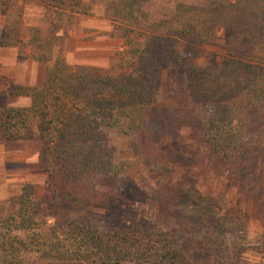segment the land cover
I'll return each instance as SVG.
<instances>
[{
    "label": "trees",
    "instance_id": "1",
    "mask_svg": "<svg viewBox=\"0 0 264 264\" xmlns=\"http://www.w3.org/2000/svg\"><path fill=\"white\" fill-rule=\"evenodd\" d=\"M155 0H115L107 7L115 32L125 40L121 73L71 67L62 54L44 51L40 35L30 40L33 59L46 64L42 86L0 87V140L7 146L42 142L38 168L46 174L47 203L108 212L118 191L111 180L127 170L110 155L105 131L126 129L137 137L144 168L158 186L155 200L170 205L175 224L213 251L209 264H245L228 254L226 239L246 230L242 210L192 191H170L171 167L148 128L161 102V71L172 73L173 99L190 113L205 167L228 184L261 189L264 167V0H204L176 3L170 15L152 19ZM56 14H87L86 0H42ZM10 3L0 0V12ZM225 32L226 55L213 68L189 63L182 46H204ZM18 28L4 32L0 48L17 47ZM26 99L14 106L11 99ZM174 199L179 206L173 205ZM264 245V240L262 241ZM239 257V256H238ZM0 264H194L175 235L140 227L105 229L99 222L43 219L35 188L0 204Z\"/></svg>",
    "mask_w": 264,
    "mask_h": 264
},
{
    "label": "rangeland",
    "instance_id": "2",
    "mask_svg": "<svg viewBox=\"0 0 264 264\" xmlns=\"http://www.w3.org/2000/svg\"><path fill=\"white\" fill-rule=\"evenodd\" d=\"M10 3L0 12V38L4 32L18 28L13 36L17 47L0 48V87L8 84L40 87L46 78V64L32 58L29 46L35 35H40L44 51L62 54L68 64L88 67L95 72L118 75L124 57L125 40L115 32L107 7L115 0H86L87 14H56L42 0H5ZM178 2L204 4V0H155L146 7L152 19L170 15ZM98 32L96 35L95 33ZM103 37H105L103 39ZM225 32L219 30L216 40L204 46L185 44L182 54L189 63L205 68L215 67L226 55ZM94 43V44H93ZM93 44V45H92ZM114 45V46H113ZM91 46V47H87ZM161 102L150 112L148 132L161 144L162 157L170 162V191H192L205 198L223 203L228 213L242 210L246 214L244 233L230 235L225 246L234 259L245 264H264V167H260L261 189L252 191L243 184H228L226 175L203 165L207 148L196 141V129L188 120L190 113L173 99L172 73H160ZM15 102V101H12ZM16 103V102H15ZM126 129L105 131L110 155L116 161L127 164L126 173L110 185L116 187L117 195L108 212L94 209L92 212L76 210L70 206H51L47 203V176L38 168V151L35 142L10 145L8 151L0 140V204L18 196L22 185L35 188L36 199L41 203L43 219L53 225L56 220H74L84 223L90 219L105 229H128L140 227L175 235L194 264H209L213 251L203 250L197 244L201 231L189 233L175 224L170 205L155 200L157 184L144 168L134 134L126 135ZM23 145V146H22ZM4 196V199H3ZM173 205L179 206L174 199ZM239 256V257H238Z\"/></svg>",
    "mask_w": 264,
    "mask_h": 264
},
{
    "label": "crops",
    "instance_id": "3",
    "mask_svg": "<svg viewBox=\"0 0 264 264\" xmlns=\"http://www.w3.org/2000/svg\"><path fill=\"white\" fill-rule=\"evenodd\" d=\"M98 32H96L95 33V35L97 34ZM105 37H103V39H104ZM94 44V43H93ZM92 44V45H93ZM114 46V45H113ZM87 47H91V46H87ZM24 85V84H23ZM28 86V85H27ZM12 101H15V102H12ZM11 104L12 105H14V106H27V105H29V102H28V100H26V99H20V98H13V99H11ZM35 142V144H36V148H37V151H38V154H39V150L41 149V145H42V142H41V140H39V139H35V140H27L26 142L28 143V142ZM26 142H24L23 143V145L26 143ZM22 145V146H23ZM5 147L8 149V151H11V152H13L15 149H9V147L5 144ZM21 147V145L19 146V148ZM0 161H4V157H3V154L0 156ZM37 162H38V160H37ZM3 199H4V196H3Z\"/></svg>",
    "mask_w": 264,
    "mask_h": 264
}]
</instances>
